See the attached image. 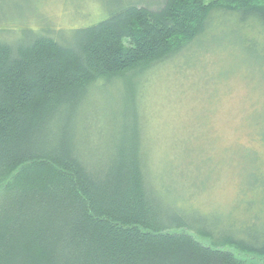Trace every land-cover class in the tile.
Listing matches in <instances>:
<instances>
[{"label": "trees", "instance_id": "1", "mask_svg": "<svg viewBox=\"0 0 264 264\" xmlns=\"http://www.w3.org/2000/svg\"><path fill=\"white\" fill-rule=\"evenodd\" d=\"M151 3L120 0L65 42L31 30L18 44L0 36V264H253L225 249L264 255V241L219 236L165 202L148 180L137 101L146 72L200 38L213 12L264 27V0ZM123 81L111 148L89 157L83 130L99 123L82 110L101 83Z\"/></svg>", "mask_w": 264, "mask_h": 264}, {"label": "rangeland", "instance_id": "2", "mask_svg": "<svg viewBox=\"0 0 264 264\" xmlns=\"http://www.w3.org/2000/svg\"><path fill=\"white\" fill-rule=\"evenodd\" d=\"M143 1L152 4L126 0ZM119 2L0 0V36L18 44L31 30L69 41L76 29L106 19ZM238 21L213 12L200 38L146 72L137 101L148 180L165 202L219 236L255 245L264 241V27ZM127 88V81L101 83L87 100L83 117L99 123L83 130L80 149L89 157L111 148ZM192 234L204 245L213 241ZM227 249L264 264V255Z\"/></svg>", "mask_w": 264, "mask_h": 264}]
</instances>
